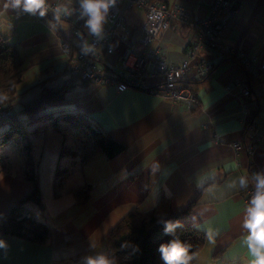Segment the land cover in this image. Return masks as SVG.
<instances>
[{
    "label": "crops",
    "instance_id": "crops-1",
    "mask_svg": "<svg viewBox=\"0 0 264 264\" xmlns=\"http://www.w3.org/2000/svg\"><path fill=\"white\" fill-rule=\"evenodd\" d=\"M48 1L53 9L57 4L67 6L70 12L79 7V0ZM160 1L183 4L195 17L205 18L212 0ZM239 1L243 4L240 16L229 20L222 40L249 56L262 57L264 0ZM47 14L52 19L22 11L5 12L0 0V38L17 43L24 57L17 109L38 98L43 87L59 89L70 77L66 74L67 59L59 31L76 49L90 34L86 18L80 14L61 16L59 20L53 10ZM72 19L80 21L82 30L74 26ZM122 21L125 29L112 39L114 53L104 52L101 56L103 64L116 70L126 45L139 46L145 12L139 8L126 10ZM104 25H108L107 18ZM123 35L127 41L122 40ZM160 38L170 63L187 59L193 40L191 29L174 25ZM205 55L213 56L208 52ZM243 77L244 69L238 63L217 64L209 81L201 84L198 102L191 108L164 99L153 90L95 82L78 85L62 99L48 103L44 109L52 113L51 122L69 116L73 119L78 112H85L100 127L110 130L126 150L112 160L98 154L82 161L68 149L59 164L69 162L57 166L53 179L61 184L68 178L76 185L55 195L48 215L46 208L41 211L29 205L50 226V238L36 243L0 232L8 245L6 251L0 249V264H85L83 258L88 255H106L105 239L110 231L134 208L142 212L155 209L163 194L173 198L178 210L196 201L191 213L180 220L207 234L205 246L191 264H250L252 257L244 243L247 230L242 226L248 202L242 195L245 188L239 187V177H246L248 185H253L251 168L264 169V97L260 96L264 79L256 82L247 98L235 85ZM157 81L148 78L144 86L154 87ZM34 125L32 136L39 132L37 127L52 124L37 121ZM236 142L254 145V153L245 149L238 158L234 154ZM22 143L26 148L27 144ZM20 172L14 175L8 171L0 177V219L33 187L27 170L21 168ZM84 184L93 186L91 199L85 204L75 203L73 190ZM65 197L68 198L64 200ZM210 233L212 241L208 239Z\"/></svg>",
    "mask_w": 264,
    "mask_h": 264
},
{
    "label": "built area",
    "instance_id": "built-area-1",
    "mask_svg": "<svg viewBox=\"0 0 264 264\" xmlns=\"http://www.w3.org/2000/svg\"><path fill=\"white\" fill-rule=\"evenodd\" d=\"M48 4L49 12L53 10V5L49 1ZM132 8L145 10L146 14V20L140 29L139 46L126 45L118 58L117 77L109 76L101 62V56L104 52L114 53L112 39L120 30L125 29L122 15L125 10ZM242 9L243 4L239 0H212L209 15L197 18L187 7L181 8L180 4L170 5L160 0H116L107 16L108 25H104L100 36L90 33L84 44L74 50L71 47L72 43L60 36V43L67 57L66 74L77 76L84 81L120 86L118 77L121 76L130 87L145 85L148 78L158 79L153 92L164 99L182 103L188 108L194 107L198 102V95L193 85L189 83L211 76L219 58L236 56L247 68L253 70L255 77L264 76L262 57L249 56L234 46H226L222 40L224 27L229 20L237 19ZM70 13L61 16L72 18L74 14H80V8L75 7ZM36 15L40 16L38 13ZM72 22L77 29L82 30L83 25L79 20L72 19ZM174 25L184 26L193 31L188 57L181 63H170L160 45L161 33ZM122 40L127 41V36L123 35ZM205 52L213 56L209 57ZM235 85L242 96L249 98L252 95V88L245 77L238 79ZM4 115L5 111L0 107V119ZM245 149L250 154L255 150L252 144L245 146L242 142H236L235 156L240 158ZM256 173H264V169L251 168L250 174L254 179ZM253 193L254 184L244 189L242 195L246 202H249Z\"/></svg>",
    "mask_w": 264,
    "mask_h": 264
},
{
    "label": "trees",
    "instance_id": "trees-1",
    "mask_svg": "<svg viewBox=\"0 0 264 264\" xmlns=\"http://www.w3.org/2000/svg\"><path fill=\"white\" fill-rule=\"evenodd\" d=\"M45 16L52 19L47 13ZM61 34L60 30L59 35L62 36ZM71 47L72 50L75 49L72 44ZM262 58L264 59V52ZM230 61L238 63L244 69L245 80L252 90L258 80L263 81L264 76L255 77L253 70L247 68L240 59L233 55L219 58L216 66L219 63ZM103 65L109 76L117 77L118 72L116 69ZM24 71V57L20 53L18 44L0 38V106L5 111V115L0 119V128L10 125L0 134L3 143L21 137L25 133L24 124L19 118V114L40 112L44 110L48 103L62 99L68 91L76 86L91 83L90 81L81 80L77 76H70L61 88L49 89L43 87L38 98L33 102L20 104V109H17L16 106L20 103L17 100V89L23 81ZM118 79L121 86H127L121 76ZM209 79L210 76L189 84L193 85V89L198 95L201 84L207 83ZM131 87L146 92H150L155 88V86L145 87L144 85ZM260 96L261 98L264 97V88ZM51 119L52 113L49 112L34 118V120L43 121V124L49 123ZM72 125L78 129H86L92 138L91 147L82 152V161L98 154H103L107 159L112 160L126 150V145L116 139L110 130L100 127L85 112H78L77 116L72 119ZM33 174L35 173L30 170L27 171V178L33 184L30 193L0 219V232L32 242L44 243L50 238L52 230L28 207V205H35L41 211L45 208L38 179ZM92 189L91 184H84L75 188L73 190L75 203H87L91 199ZM195 203L194 200L186 209L178 210L174 206L173 198L163 194L158 206L149 212H142L138 208H134L106 236L105 242L108 251L110 248L111 252L117 255V264H164L158 251L160 244L179 239L181 242L191 245L190 254H194L196 257L207 242V234L198 228L182 224L180 221L191 213ZM169 221L173 224L179 222V226L172 233L165 234L164 227L166 222ZM123 244H126L127 247L122 248L121 245Z\"/></svg>",
    "mask_w": 264,
    "mask_h": 264
},
{
    "label": "rangeland",
    "instance_id": "rangeland-1",
    "mask_svg": "<svg viewBox=\"0 0 264 264\" xmlns=\"http://www.w3.org/2000/svg\"><path fill=\"white\" fill-rule=\"evenodd\" d=\"M180 5L181 8L186 9L187 7L183 4ZM119 7L122 9L120 3ZM187 9L189 8L187 7ZM143 11L145 12V10ZM46 111L48 110L44 109L40 112L19 114L25 130V133L21 136L23 138L22 140L18 141L17 139L20 138L18 137L3 143V139H0V177L8 171L14 175H18L21 173V168H24L25 172L26 170H30L32 173H35L36 175H33L37 177L41 194L44 197L45 214L48 215L51 204L55 202V195L65 193L68 186L76 185L77 183L67 178L61 184H58L59 181L53 179V177H56L55 169L57 166H62L65 162H69L64 160L59 164L60 157L65 153L68 155V149H72L76 156L82 157V152L91 147L92 138L86 129H78L72 125L71 116L69 118L64 117L58 119L56 122H51L50 120L49 123L52 125H41L37 127L35 130L38 129L39 132L32 136L30 130L35 128L36 125L34 123H37V121L41 124L43 123V121L34 120V118L42 115ZM9 126L1 127L0 134ZM23 141L27 144L26 148L22 143ZM67 165L70 167L69 164ZM67 198L65 197L64 200ZM33 212L37 213L36 211ZM106 255L109 258L117 259V255L112 253L110 248Z\"/></svg>",
    "mask_w": 264,
    "mask_h": 264
},
{
    "label": "clouds",
    "instance_id": "clouds-1",
    "mask_svg": "<svg viewBox=\"0 0 264 264\" xmlns=\"http://www.w3.org/2000/svg\"><path fill=\"white\" fill-rule=\"evenodd\" d=\"M71 2V0H69ZM116 4V0H79L80 17L85 19V26L90 33L100 36L103 32L104 24L109 10ZM2 9L5 12L22 11L24 13L43 17L49 10L48 0H2ZM55 19L59 20L61 14L70 15L67 6L57 4L53 9ZM235 186V184H234ZM248 181L246 177H239V187L246 188ZM179 222L173 224L166 222L164 227L165 234L172 233ZM243 228L247 230L244 243L252 257L250 264H264V173L255 174L254 193L249 200L243 218ZM209 241H212V234L208 235ZM127 247L126 244L121 245ZM6 241L0 238V249L7 250ZM191 245L181 242L179 239H173L168 243H162L159 246V253L164 264H191L195 258L190 254ZM85 264H117L115 258H109L101 253L95 256L88 255L83 258Z\"/></svg>",
    "mask_w": 264,
    "mask_h": 264
}]
</instances>
